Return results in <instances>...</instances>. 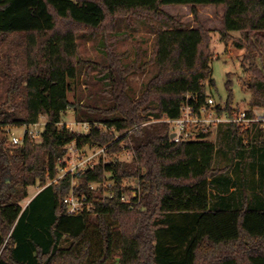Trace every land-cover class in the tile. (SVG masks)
<instances>
[{
	"label": "trees",
	"instance_id": "obj_1",
	"mask_svg": "<svg viewBox=\"0 0 264 264\" xmlns=\"http://www.w3.org/2000/svg\"><path fill=\"white\" fill-rule=\"evenodd\" d=\"M174 5L192 7L195 19L198 6H224L221 41L249 50L246 58L263 48L264 0H0V264H264V128L230 122L218 127L217 142L208 132L202 134L208 141L176 144L169 123H148L151 116L177 119L187 97L197 96L200 106L215 86L211 32L199 19L187 28L163 10ZM128 16L175 26L157 32L151 63H142V51L125 65L108 43L109 108L72 102L83 63L76 32L110 42L116 20ZM11 35L25 42L19 68L2 62ZM149 64L156 75L133 97L128 77ZM256 73L246 82L248 106L264 108V74ZM232 83L230 76L228 89ZM230 93L225 112L233 116L239 107ZM69 110L79 121L80 113L88 118L87 134L60 127ZM41 116L48 122L40 139L10 142L7 127L36 125ZM218 142L229 149L225 167ZM73 144L106 147L110 162L53 182ZM124 150L131 161L118 157ZM105 180L113 186L91 188ZM127 180L136 187H125ZM37 184L43 190L23 206ZM72 193L91 208L70 214L65 199Z\"/></svg>",
	"mask_w": 264,
	"mask_h": 264
},
{
	"label": "rangeland",
	"instance_id": "obj_2",
	"mask_svg": "<svg viewBox=\"0 0 264 264\" xmlns=\"http://www.w3.org/2000/svg\"><path fill=\"white\" fill-rule=\"evenodd\" d=\"M163 10L169 14L172 18H175L179 23L183 24L187 28L197 26L196 20L199 19L203 27L211 32L213 37L212 49L214 59L212 61V71L215 80V86L207 88L209 97H213L218 104H227L230 89L233 95V105L235 108H249V101L251 99V93L247 89L246 82L251 77L257 75V71H263L264 74V45L260 52H254L253 56L246 58L249 55V50L246 48L238 49L233 41H230L227 45L224 44L220 37L219 31L223 29L222 16L225 11L224 6H198L197 19L192 11V7L184 5L166 6ZM175 26L170 20L165 18H153L151 20H145L135 16L119 17L116 20L115 30L109 35L106 41V36L102 34H91L84 31H77V43H78V55L83 60L80 67V74L77 80L73 82L74 90L70 93V100L72 102L80 101L83 105L93 107L95 109H107L111 105L109 101V95L106 90L105 82L103 81L104 69L109 64L108 62V43L115 47V51L123 55L122 63L128 65L137 59L138 53L143 51L142 63H151L152 53L156 42V34L159 30H169ZM231 35L235 38L242 39L240 32H231ZM6 44L3 45L1 52L2 62H6V59L11 62L13 68H19L22 63L25 62V42L18 36H7ZM255 57L256 68H251V64ZM246 58V59H245ZM243 65V66H242ZM157 67L155 64H149L144 71H138L132 73L128 77L130 84V94L133 97H138L145 84L156 75ZM231 76L232 86L227 88ZM238 109V110H239ZM92 119L99 120L103 118L101 114L92 113ZM81 120L77 119L76 113L73 110H69L63 117V121L60 127H67L70 130L87 134L89 128H85V124H89V120L86 116L80 113ZM163 118L159 120L153 116L150 117L148 123H159ZM48 122L47 116H41L39 121V130H44ZM105 129L104 127H100ZM219 129L212 131V137L209 141H215L219 139ZM24 133L23 127H14L12 134L15 136H22ZM218 147L224 152H220L218 159L221 160V166L225 167L229 163V149L225 143L220 144ZM99 148L86 147L83 150L84 155L93 156L95 152H98ZM122 161H131L132 156L124 150L119 156ZM76 159V156H75ZM103 160V154L98 158H94L92 163L99 164ZM110 159L108 157V160ZM108 163V162H107ZM61 173H58L60 176ZM52 181H48L47 184H51ZM73 184H77V180L73 181ZM125 187L135 188V183L132 180L125 181ZM98 185L95 187L97 189ZM43 190L40 184L30 187L28 189L29 196L21 204L26 206L28 202L34 198L39 192ZM126 201L131 200L133 191L125 194ZM91 208V205H89ZM66 241L64 246H68Z\"/></svg>",
	"mask_w": 264,
	"mask_h": 264
},
{
	"label": "built area",
	"instance_id": "obj_3",
	"mask_svg": "<svg viewBox=\"0 0 264 264\" xmlns=\"http://www.w3.org/2000/svg\"><path fill=\"white\" fill-rule=\"evenodd\" d=\"M198 102L199 98L195 95L187 97V100L181 107L182 113L177 119H170L168 117L162 119V121L169 123L171 126V135H174L172 139L170 138L171 142L177 144L180 142L208 141V139L202 136L203 133L212 132L214 129H218L220 124H229L230 122L240 124L244 128L250 127L253 124L264 128V108H241L235 110L234 115L231 116L225 112L226 104H218L212 96L208 97L205 103L200 106H197ZM218 108L222 109L224 113L220 114ZM22 127L24 128V133L19 137L12 134V129L14 127H7L5 129L6 136L13 145L21 144L26 137H30L34 140L41 138L42 130L38 128L39 124ZM85 128H89L87 123L85 124ZM104 131H109V129H104ZM107 153V148L104 147L99 148V151L95 152L93 156H86L83 150H78L74 144L71 145L69 155L61 162V167L59 169L61 175L53 182L59 181L67 174H71L75 177L87 169L94 168L96 165L92 163V160L98 158L102 154L103 161L109 163V161H107ZM97 185L104 189H108L113 186V182L105 180L101 183L92 184L91 188L96 189L95 187ZM137 190L138 188L133 191V197L136 196ZM107 196L112 197L113 195L110 193L107 194ZM125 198L126 196L122 198L123 202H131V200L126 201ZM65 203L69 207L68 211L70 214H75L84 211L86 208H90L84 197H77L74 193L70 194V196L65 199Z\"/></svg>",
	"mask_w": 264,
	"mask_h": 264
},
{
	"label": "water",
	"instance_id": "obj_4",
	"mask_svg": "<svg viewBox=\"0 0 264 264\" xmlns=\"http://www.w3.org/2000/svg\"><path fill=\"white\" fill-rule=\"evenodd\" d=\"M174 137V135H171L170 138L172 139Z\"/></svg>",
	"mask_w": 264,
	"mask_h": 264
}]
</instances>
